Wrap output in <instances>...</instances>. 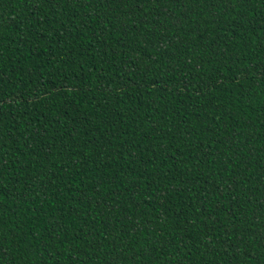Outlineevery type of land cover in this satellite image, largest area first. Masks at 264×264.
I'll list each match as a JSON object with an SVG mask.
<instances>
[{
    "label": "trees",
    "instance_id": "trees-1",
    "mask_svg": "<svg viewBox=\"0 0 264 264\" xmlns=\"http://www.w3.org/2000/svg\"><path fill=\"white\" fill-rule=\"evenodd\" d=\"M0 264H264V0H0Z\"/></svg>",
    "mask_w": 264,
    "mask_h": 264
}]
</instances>
